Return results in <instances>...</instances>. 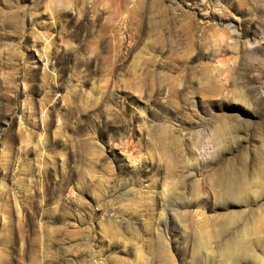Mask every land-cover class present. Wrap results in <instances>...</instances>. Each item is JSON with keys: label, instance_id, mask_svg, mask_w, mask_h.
I'll return each instance as SVG.
<instances>
[{"label": "rangeland", "instance_id": "rangeland-1", "mask_svg": "<svg viewBox=\"0 0 264 264\" xmlns=\"http://www.w3.org/2000/svg\"><path fill=\"white\" fill-rule=\"evenodd\" d=\"M0 264H264V0H0Z\"/></svg>", "mask_w": 264, "mask_h": 264}, {"label": "bare ground", "instance_id": "bare-ground-1", "mask_svg": "<svg viewBox=\"0 0 264 264\" xmlns=\"http://www.w3.org/2000/svg\"><path fill=\"white\" fill-rule=\"evenodd\" d=\"M240 189H238V191H235V192H237V194L236 195H238L239 194V191ZM231 194H233V193H231ZM233 195H235V193L233 194ZM243 241V240H242ZM244 242V241H243ZM242 244H244V243H239L238 241L237 242H235L234 243V248H233V250L232 251H234V256H235V262H236V259H237V257H238V255H240L239 254V252L240 251H242L243 252V254L241 253V255H244L243 257H246L247 255H248V251H245L243 248H245V247H243L242 246ZM232 252H230V254H231ZM238 260V259H237Z\"/></svg>", "mask_w": 264, "mask_h": 264}]
</instances>
